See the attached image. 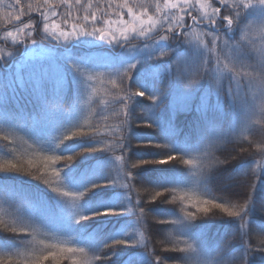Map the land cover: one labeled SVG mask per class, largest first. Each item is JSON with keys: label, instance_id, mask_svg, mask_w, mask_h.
Listing matches in <instances>:
<instances>
[{"label": "snow or ice", "instance_id": "snow-or-ice-1", "mask_svg": "<svg viewBox=\"0 0 264 264\" xmlns=\"http://www.w3.org/2000/svg\"><path fill=\"white\" fill-rule=\"evenodd\" d=\"M249 9H257L260 15L241 23ZM235 29H239V37L233 40L228 34ZM80 38L119 45L130 53L143 44V49L158 53L150 57L156 60L169 56L161 42H180L194 48L200 55L177 57L169 66L170 77L179 81L185 90L206 81L217 97L226 96L231 100L237 119L236 130L231 137L235 154L225 158L217 155V149L225 140L213 127L207 143L198 154H173L168 143L135 145L150 146L166 154L158 160L129 163V127L135 123L130 118L129 108L135 97L144 96L139 89L130 87L136 63L129 62L115 71L107 61L97 62L95 71L72 63L74 71L85 81L82 105L87 108V114L78 129L60 134L57 147L68 140L87 136L98 138L102 143L75 155L61 157L55 153H43L22 135L0 133V146L12 153L11 159L0 160V172L21 173L45 185L65 200L68 214L75 223L94 218L84 216L78 210L79 202L90 192L109 186L124 189L133 201L127 212L136 214L139 224L137 238L131 244L124 239L114 240L104 245L105 252L111 249L114 254L120 245H139L150 253L153 264H168L164 253L183 254L186 257L183 264H217L215 259L201 258L193 242L173 231L167 233L174 235L153 241L147 222L179 225L210 215L224 217L218 216L219 212L239 222L241 242L246 249L239 264H249L248 258L254 252L264 253V233L249 234L255 181L264 172V141L256 142L250 138L255 125L264 124V0H0V66L7 65L18 45L27 49V60L40 61L52 55L47 44L55 41L67 45ZM246 69H251L253 75L249 76ZM41 81L40 75H34L32 86L39 90ZM98 82L105 86L103 96H98ZM21 86H24L23 81ZM60 86L61 81L58 80L57 89ZM145 98L156 104L159 94ZM42 100L44 107L40 121L50 119L61 107L59 93L55 100L47 97H42ZM204 106H207V98ZM136 126L152 127L151 124ZM17 136L25 138L24 143L33 151L31 158L24 160L17 155ZM99 152L111 153L119 165V175L110 177L107 183H93L84 192L68 190L61 178L63 168L86 154ZM245 156L253 157L255 164L240 174L245 178L244 196L240 199L230 200L215 195L206 197L195 187L157 190L135 183L134 170L148 164H182L192 170L191 175L199 182L206 179L213 168L231 164ZM157 201L174 205L182 219L162 220L150 216L146 208ZM29 208L38 218L36 221L20 222L0 208V232L20 240V246L11 251L0 250V264H98L100 260L111 259L110 255L92 256L85 247L74 246L71 240L59 239L60 236L43 222L44 206L29 205ZM119 214L109 210L98 212L96 216ZM49 239L54 242H49ZM78 256L84 259H77Z\"/></svg>", "mask_w": 264, "mask_h": 264}, {"label": "trees", "instance_id": "trees-1", "mask_svg": "<svg viewBox=\"0 0 264 264\" xmlns=\"http://www.w3.org/2000/svg\"><path fill=\"white\" fill-rule=\"evenodd\" d=\"M257 9H249L241 23L258 17ZM233 40L238 39L239 29L228 34ZM96 42V46H86V41ZM80 47L75 46V42ZM72 41V47L53 41L46 46L51 50V57L31 70L16 71L15 64L22 60L21 52L26 48L16 46L7 65L0 66V133L24 136L45 154L57 156L75 155L85 149L99 146L102 142L92 136L75 138L57 147V138L62 132L78 129L87 114L82 105L86 85L84 79L74 71L71 64L78 63L88 70L95 71L97 62L107 61L113 71L121 69L127 63H136L130 87L139 89L144 96H137L132 101L129 112L134 124L129 127V145L127 160L129 163L141 160H158L166 153L153 147H135L168 143L171 152L177 155H195L200 153L207 143L209 131L215 127L225 142L217 149L222 158L235 154L231 137L236 130L237 119L230 99L217 97L206 81L198 87L185 90L179 81L170 77L167 68L179 56H199L194 48L177 42H161L169 56L152 59L158 53L143 49L141 44L130 53L119 45H108L94 38H80ZM84 44V45H83ZM143 49V50H142ZM91 58V59H90ZM137 61H139L137 63ZM34 75L42 77L41 88L35 89ZM61 86L57 89V81ZM21 81L24 86H21ZM98 96L104 95L105 86L96 84ZM59 93L61 107L48 120L40 121L43 111L42 97L55 100ZM159 94L156 104L150 99ZM207 98V106H204ZM259 118V117H257ZM37 121H40L37 123ZM95 123V121H91ZM151 124L152 127L136 125ZM22 136L16 137L18 153L27 160L33 155L24 143ZM256 142L264 141V124H257L252 137ZM12 153L0 146V160L11 159ZM255 159L245 156L231 164L213 168L206 179L199 182L191 175V169L182 164H148L134 170L137 186L161 190L169 187L190 189L195 187L203 195L226 197L230 200L244 196L243 170L254 167ZM58 167H63L58 165ZM119 175V165L109 152L86 154L67 168H63L61 178L66 188L72 192H84L93 183H107L109 178ZM253 192V210L249 219V234L264 233V172L256 178ZM0 208L18 221H36L29 205H43L46 213L43 222L60 236L61 240H71L74 246L85 247L92 256H107L111 259L98 261V264H153L152 256L143 247L120 245L113 250L104 251V245L114 240L124 239L131 244L136 239L133 220L136 214L128 213L133 201L124 189L117 186L100 188L90 192L78 204V210L84 216L94 217L73 222L68 214L65 200L53 193L45 185L31 177L15 172H0ZM143 206V204L141 205ZM117 211L119 215L96 216L98 212ZM146 211L150 216L162 220H180L179 210L167 203L150 204ZM218 216H206L179 225L147 222L153 241L164 239L173 231L182 238L194 243L203 259H215L217 264H239L246 249L240 236L239 222L217 212ZM139 226V224H138ZM38 239L44 237H37ZM49 242H54L49 239ZM20 246L19 238L0 232V250L11 251ZM168 264L179 261L183 264L186 257L180 253H164ZM77 259H84L78 256ZM87 259H91L90 256ZM249 264H264V253L254 252Z\"/></svg>", "mask_w": 264, "mask_h": 264}, {"label": "rangeland", "instance_id": "rangeland-1", "mask_svg": "<svg viewBox=\"0 0 264 264\" xmlns=\"http://www.w3.org/2000/svg\"><path fill=\"white\" fill-rule=\"evenodd\" d=\"M86 41V46H88V47H94V46H96V42H92V41H89L88 39L87 40H85ZM75 42V41H74ZM72 45H74V43L73 42H71V43H69V44H67V45H63V48H66V47H64V46H68V47H72ZM84 45V44H83ZM75 46H78V47H80V45L79 44H77L76 42H75V45H74V47ZM26 52H27V49L25 50H23L22 52H21V55H22V60L21 61H19L18 63H16L15 64V67H16V71L17 72H19V71H21V70H31L33 67H37V63L38 64H41V63H43L44 62V60H40V61H31V60H27L26 59ZM17 66H19V68L17 67ZM168 69V71H169V68H167ZM133 224H134V227H135V230H137L138 228H139V226H138V222H137V220H133Z\"/></svg>", "mask_w": 264, "mask_h": 264}, {"label": "clouds", "instance_id": "clouds-1", "mask_svg": "<svg viewBox=\"0 0 264 264\" xmlns=\"http://www.w3.org/2000/svg\"><path fill=\"white\" fill-rule=\"evenodd\" d=\"M246 71L248 72V75L249 76H252L253 75V71L251 69H246Z\"/></svg>", "mask_w": 264, "mask_h": 264}]
</instances>
